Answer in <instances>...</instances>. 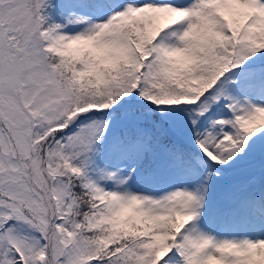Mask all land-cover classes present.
Listing matches in <instances>:
<instances>
[{
    "label": "snow or ice",
    "instance_id": "1",
    "mask_svg": "<svg viewBox=\"0 0 264 264\" xmlns=\"http://www.w3.org/2000/svg\"><path fill=\"white\" fill-rule=\"evenodd\" d=\"M0 264H264V0H0Z\"/></svg>",
    "mask_w": 264,
    "mask_h": 264
}]
</instances>
